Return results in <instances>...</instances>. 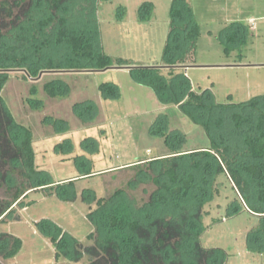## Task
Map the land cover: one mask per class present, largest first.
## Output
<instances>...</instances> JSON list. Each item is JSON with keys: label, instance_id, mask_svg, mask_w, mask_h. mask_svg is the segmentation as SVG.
Returning <instances> with one entry per match:
<instances>
[{"label": "rangeland", "instance_id": "obj_1", "mask_svg": "<svg viewBox=\"0 0 264 264\" xmlns=\"http://www.w3.org/2000/svg\"><path fill=\"white\" fill-rule=\"evenodd\" d=\"M175 1L99 3L96 18L104 52L115 61L120 58L127 61L125 66L114 63L107 69L44 71L35 78H25L24 70L10 71L2 96L17 122L33 131L38 169L50 174L58 184L75 181L61 188L31 193L22 206L15 207V212L0 223V235L9 233L23 241L21 252L13 259H2L3 264H88L87 258L72 262L65 256H57L59 247L38 224L51 220L63 229L61 238L68 242L74 238L90 246L88 237L95 226L89 214L98 208L100 199L116 196L110 205L121 203L124 209L133 212L145 208V215L161 189V184L153 180L155 172L149 162L171 154L164 138L151 133L159 120L157 126L166 124L169 131L179 130L186 135L184 150L188 153L211 146L201 125L193 123L175 104L161 100L176 98L173 92L179 95L180 89L170 92L178 78L184 80L186 76L197 94L206 93L217 104H241L264 96V0H185L201 27V36L197 51L187 57L186 63L171 67L164 58ZM145 4L152 6L144 7ZM16 14L21 11L15 10ZM237 31H241L243 42L227 54L228 45L222 43V38H230ZM156 67L168 82L162 96L136 78L143 73L142 68ZM55 80L69 85V96L52 98L46 94L45 85ZM103 84L116 85L121 97L106 100L100 91ZM90 101L97 106V112L84 111L83 119L76 114L74 106ZM48 117L67 121L70 131L62 134L51 123H44ZM210 122L219 142L243 147V133L233 126L230 113L217 114ZM67 140L71 142L70 151ZM59 144L66 147L58 150ZM219 162L223 165L222 160ZM210 163L211 175L202 172L195 175L196 184L200 182L204 191L208 192L209 185L214 190L212 200L203 208V213L208 214L202 218V247L224 250L228 254L225 264H264V252L252 251L249 243L250 232L262 219L249 209L264 207V202L258 199L260 187L251 185L247 205L229 174L213 176L216 163ZM8 165L2 158L0 172L4 173ZM185 167L188 169L189 165ZM88 171L95 175L80 177ZM198 175L208 179L209 185L201 184ZM120 191L123 195H116ZM13 192L0 177L1 208L12 199ZM198 194L204 195L199 191ZM236 205L240 212L229 214Z\"/></svg>", "mask_w": 264, "mask_h": 264}, {"label": "trees", "instance_id": "obj_2", "mask_svg": "<svg viewBox=\"0 0 264 264\" xmlns=\"http://www.w3.org/2000/svg\"><path fill=\"white\" fill-rule=\"evenodd\" d=\"M107 1L110 0H0V160L6 159L9 164L4 173L0 172V177L8 190H14L12 199L0 207V223L15 212V207L22 206L31 193L61 188L75 181L58 184L50 174L38 169L33 131L17 122L2 96L11 77L10 71L24 70L27 72L25 78H35L44 71L107 69L114 63L127 65V61L121 58L115 61L106 55L102 47L96 11L100 2ZM147 6L152 5H144ZM17 9L21 14L15 15ZM180 24L183 27L178 29L176 26ZM240 32L233 33L230 38H222V43L228 45L227 54L243 42ZM200 36L201 27L193 18L191 6L185 0H176L172 8V30L165 49V63L171 67L184 65L187 57L197 51ZM141 70V76H136L139 82L161 95L168 82L159 74L160 69ZM175 82L170 92L180 89L179 95L173 92L176 98L161 100L175 104L193 123L201 125L211 140V146L204 151L188 153L184 150L186 135L179 130L169 131L166 124L157 126L161 122L159 120L151 133L164 138L171 154L149 162L150 169L155 172L153 180L161 184L160 194L153 198L151 209L143 215L145 208L133 212L124 209L121 203L110 205L116 196L110 200H98V208L89 214L95 226V231L88 237L90 246H84L74 238L69 242L61 238L63 229L51 220L39 223L43 233L59 247L57 256H65L72 262L87 258L88 264L226 263L228 254L224 250L205 249L201 245L202 218L208 214L203 213V208L212 200L214 190L208 179L198 175L201 184L209 185L208 192L204 191L200 182L196 184L195 175L196 172L211 175L213 166L210 162L214 161L216 170L213 176L228 173L247 205L252 184L260 187L258 199L264 202V96L241 104H217L215 98H209L206 93L197 94L186 76L184 80L178 78ZM44 90L52 98L67 97L71 93L69 85L61 80L47 83ZM100 91L106 100L121 97L120 89L114 84H103ZM232 99L229 98L230 101ZM74 111L84 119V111L95 114L97 106L91 101L76 104ZM224 113H230L233 126L243 133V147L234 143L223 144L213 135L210 121L215 115ZM44 123H51L62 134L70 131L69 123L62 119L48 117ZM244 127L247 130H242ZM66 142L70 151L71 142ZM64 145L59 144L57 149L63 150ZM219 160L223 161L225 168ZM155 164L158 167L155 168ZM184 164L189 168L186 169ZM93 175L88 171L80 177ZM116 195H123V192ZM249 209L262 217L259 226L249 235L250 249L261 254L264 252V207L252 206ZM240 210L236 205L229 214ZM22 248L21 238L2 233L0 264H3L2 259L15 258Z\"/></svg>", "mask_w": 264, "mask_h": 264}]
</instances>
